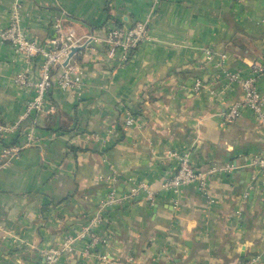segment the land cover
<instances>
[{
    "label": "crops",
    "instance_id": "obj_1",
    "mask_svg": "<svg viewBox=\"0 0 264 264\" xmlns=\"http://www.w3.org/2000/svg\"><path fill=\"white\" fill-rule=\"evenodd\" d=\"M153 1L22 0L21 23L37 39L51 33L60 8L76 37L147 18L150 38L122 64L105 62L102 44L82 47L75 55L84 70L81 95L60 90L54 69L55 111L26 121L35 142L0 169V264H45L43 249L98 216L106 242L93 254L78 245L56 264H264V177L250 164L264 155V123L249 111L223 122L243 89L227 85L217 64L224 56L225 69L244 74L253 62L264 65V0ZM13 3L0 0V31ZM11 58L0 41L2 120L17 118L30 95L14 83L19 65ZM257 84L264 96V74ZM21 137H1L0 150ZM168 150L189 152L202 171L234 167L209 174V196L189 183L158 190L152 202L140 193L106 205L130 178L158 189L177 168Z\"/></svg>",
    "mask_w": 264,
    "mask_h": 264
},
{
    "label": "built area",
    "instance_id": "obj_2",
    "mask_svg": "<svg viewBox=\"0 0 264 264\" xmlns=\"http://www.w3.org/2000/svg\"><path fill=\"white\" fill-rule=\"evenodd\" d=\"M158 1L154 0L153 2L157 3ZM21 3L22 0H14L8 23L0 31V41L9 45L12 52L11 60L19 65L13 78L14 83L26 91H30V95L17 118L13 120L0 119V138L21 133L23 141L1 148L0 169L5 167L11 156L19 154L24 147L35 142L36 135L33 127L31 124L30 126L26 125V121L34 115L55 111L56 106L49 99V95L54 86L53 71L56 67L59 69L56 85L60 90L73 91L76 95L83 93L84 70L78 57L75 56L82 54H80L81 49L73 53L75 49L84 47L94 50L98 44H102L105 62L110 63L114 59H118V64H122L140 43L150 38L149 19L147 18L135 20L130 27L111 23L103 36L91 33L76 37L65 28V13L60 8L59 11L56 10L52 13L51 33L43 40L37 39L21 23ZM206 53L211 57L212 50L208 48ZM73 56L75 58H72ZM224 61V56H222L217 64L222 68V74L227 79V85H239L243 89V97L226 108L222 113L223 122L231 123L245 111H249L264 123V96L259 91L257 84L258 77L264 74V65L253 62L249 64L247 74H244L241 70L229 71L225 69L223 67ZM200 85L201 81L197 79L193 85L194 89H199ZM126 123H133L131 116H128ZM167 154L176 159L177 168L164 179L158 189H153L145 181L130 178L128 190L119 196L114 191L108 193L105 200L106 205L133 201L140 193H145L146 199L152 202L158 190H178L182 185L189 183L196 184L200 191L207 194L209 174L217 171H230L234 167L228 163L224 166H215L207 171H202L194 166L187 151L168 150ZM250 164L258 169L260 176L264 177V155H253ZM111 179L116 181L117 177L114 175ZM100 220V216L92 218L76 232L66 233L57 245L43 249L45 264H56L63 255L78 252L77 246L81 244L83 245L80 248L82 253L93 254L95 247L106 242V237L96 228ZM97 255L104 263L108 261L106 255L100 253Z\"/></svg>",
    "mask_w": 264,
    "mask_h": 264
},
{
    "label": "water",
    "instance_id": "obj_3",
    "mask_svg": "<svg viewBox=\"0 0 264 264\" xmlns=\"http://www.w3.org/2000/svg\"><path fill=\"white\" fill-rule=\"evenodd\" d=\"M79 49H81V48L75 49V50L73 51V53H74L75 51L79 50ZM71 55H72V54H71ZM69 57H71V56H69ZM68 59H69V58H68ZM68 59H67V60H68ZM67 60L64 62L65 64H66Z\"/></svg>",
    "mask_w": 264,
    "mask_h": 264
}]
</instances>
